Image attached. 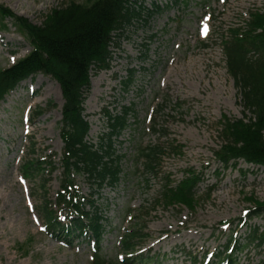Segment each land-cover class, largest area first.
<instances>
[{"label": "rangeland", "instance_id": "rangeland-1", "mask_svg": "<svg viewBox=\"0 0 264 264\" xmlns=\"http://www.w3.org/2000/svg\"><path fill=\"white\" fill-rule=\"evenodd\" d=\"M72 1L88 5L93 0H0V5L40 25L51 10ZM139 4L153 15H143L126 29L110 50L108 70L90 72L83 106L90 125L87 140L97 150L109 144L110 117L130 108L125 128L111 137L113 156L120 158L117 184L99 188L85 176L75 178L80 194L95 202L106 223L99 256L107 264H127L120 241L133 230L141 237L134 250L151 262L129 264H204L205 256L239 234L243 250L232 264H264V244H248L249 230L239 231V218L254 207L253 201L264 202V170L256 172L241 161L224 169L215 158L223 145L224 121L251 117L243 112L227 71L223 38L252 12H264V0ZM153 5L160 11L154 12ZM29 52L13 21H2L0 69ZM61 107L59 85L42 75L0 103V264L92 262L89 244L66 247L43 231L41 203H54L61 177ZM149 147L159 150L153 171L146 170L140 156ZM29 162L41 163L44 171L25 177ZM193 177L201 182L191 207H166L165 188ZM249 227L264 235V221L254 220Z\"/></svg>", "mask_w": 264, "mask_h": 264}, {"label": "trees", "instance_id": "trees-1", "mask_svg": "<svg viewBox=\"0 0 264 264\" xmlns=\"http://www.w3.org/2000/svg\"><path fill=\"white\" fill-rule=\"evenodd\" d=\"M137 2L139 0H93L82 5L72 1L51 10L40 25H34L0 5V26L7 19L13 21L31 47L25 58L9 68L0 69V102L21 81L38 74L55 80L61 90L62 179L55 205L69 214L68 223L58 221L56 213L47 204L41 213L47 232L68 244L91 235L99 245L104 231L99 208L79 194L75 177L83 175L99 188L106 183L113 186L119 181L120 168L116 163L120 158L113 156L111 137L125 128L130 108H124L121 116L110 117L109 144L97 150L86 140L90 126L83 114V104L90 89V72L107 70L111 62L110 47H117L131 23L141 21L143 15H153L141 5L133 8L132 4ZM153 9L156 13L159 10L155 5ZM222 43L226 67L239 91L243 112L251 117L224 121L223 145L216 158L224 168L235 167L239 159L264 166V12H252L244 27L230 29L229 37ZM129 83L127 81L125 86ZM158 154L159 150L152 147L140 151L146 170H154ZM40 166L41 163L29 162L25 175L31 177L30 173L39 171ZM200 181L199 178H185L175 188H165L166 207L179 205L189 209ZM139 234L132 231L124 237L121 241L123 252L134 249L141 238ZM248 241L260 246L264 238L253 232ZM228 242L225 249L230 247L231 239ZM241 249L240 243L235 241L229 255L223 259L232 264L233 253ZM93 264L104 262L95 255Z\"/></svg>", "mask_w": 264, "mask_h": 264}]
</instances>
